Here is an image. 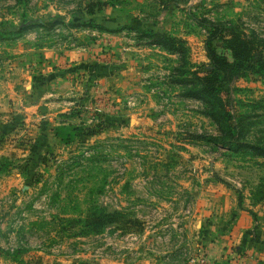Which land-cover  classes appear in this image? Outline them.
I'll list each match as a JSON object with an SVG mask.
<instances>
[{
    "label": "rangeland",
    "instance_id": "374dc122",
    "mask_svg": "<svg viewBox=\"0 0 264 264\" xmlns=\"http://www.w3.org/2000/svg\"><path fill=\"white\" fill-rule=\"evenodd\" d=\"M90 1L104 6L89 15ZM194 17L264 37V0H0V28L65 22L0 42V264H233L246 245L214 254L221 236L249 220L243 232L264 238V158L184 140L229 135L227 121L210 116L224 113L222 103L185 96L210 66L208 33ZM85 19L133 28L71 26ZM150 31L185 40L184 55L148 45ZM79 48L99 59L90 94L60 95L51 110L17 104L44 53ZM223 92L228 115L246 125L241 140L264 145V75ZM92 202L122 220L83 234L67 218Z\"/></svg>",
    "mask_w": 264,
    "mask_h": 264
},
{
    "label": "trees",
    "instance_id": "16d2710c",
    "mask_svg": "<svg viewBox=\"0 0 264 264\" xmlns=\"http://www.w3.org/2000/svg\"><path fill=\"white\" fill-rule=\"evenodd\" d=\"M104 6L103 2L90 1L84 7L89 15L95 14ZM195 19V17H194ZM197 23L207 30V37L204 41L206 56L210 61V66L203 71L198 72L194 76V85L197 89H192L185 94L195 98L206 96L214 98L218 103L224 105V113H211L210 116L216 122L221 120L227 121L229 128L228 137L222 135H203L187 133L184 137L185 141L194 139L196 141L205 140L211 142L221 148L227 149L234 153H245L252 156L264 158V145L249 143L241 140L245 132V124L243 118L232 117L228 115L227 103L222 95L224 84L241 79L246 74L254 72L264 75V37L249 35L245 30L240 28L234 21L216 22L210 19H195ZM56 24H65L63 20H53L47 23L37 22L29 24L12 25L11 27L0 28V42L14 41L27 30L36 26L52 28ZM72 27H88L93 29H101L105 31H119L124 28H133L128 25L117 26L110 29L103 23L96 22L92 19H85L78 23H71ZM142 35L146 38L147 44L160 47L171 54L184 55L186 49L185 40L171 36L168 34H160L155 32H144ZM229 103H232L230 100ZM211 108L213 106L211 105ZM220 116V117H219ZM227 116V117H224ZM75 130V129H74ZM262 198H264V184L260 186ZM239 204L241 206V195H239ZM121 213L118 211H107L105 208L92 202L86 214L79 218H67L68 222H72L73 227L79 226L83 234H99L108 226L122 220Z\"/></svg>",
    "mask_w": 264,
    "mask_h": 264
},
{
    "label": "crops",
    "instance_id": "0c3cea01",
    "mask_svg": "<svg viewBox=\"0 0 264 264\" xmlns=\"http://www.w3.org/2000/svg\"><path fill=\"white\" fill-rule=\"evenodd\" d=\"M86 50V48H79L69 50L61 55L55 54L54 51L44 53L39 68L32 71V73H28L29 75L26 77L29 83V90L22 93L25 104H22V101L19 103L20 99L17 100V104L25 110L29 109L32 111L39 107L44 108V110H51L59 108V103L61 102L58 98H60V95L63 98L64 94H68V92H76V95L73 94V97L70 98L72 99L90 94L89 88L96 81L95 77L99 74L97 71V69H99V59H95L91 48L88 50V53H86ZM62 63H64L65 66H63ZM63 83L65 85L64 89H62ZM41 84L44 85L42 89L39 88ZM49 84H55L53 86L54 90H51V93H49L51 86L46 88ZM37 93L38 96L37 99H35ZM39 96L40 98L43 97L42 100L39 99ZM52 96L56 97L50 100L49 98H52ZM48 101L53 104L52 107L48 105ZM69 104H73V100H70ZM67 110L70 111V109H65L63 111H56L54 114L65 113ZM240 216L241 219L247 218L246 215ZM248 222L246 225L237 223L230 229L228 234L226 233V235L221 236L222 240L219 241L216 249L218 253L216 252L214 254L221 255L225 247L236 246V244L241 242L243 245H246L245 252L248 253L246 256L244 255L242 259L233 260V264H264V238L258 239L257 235L253 232L252 234L244 233V230L251 225L249 220ZM245 234L249 236H244ZM258 240H261L260 242L262 243H258Z\"/></svg>",
    "mask_w": 264,
    "mask_h": 264
}]
</instances>
